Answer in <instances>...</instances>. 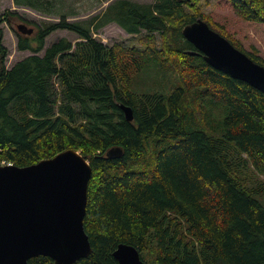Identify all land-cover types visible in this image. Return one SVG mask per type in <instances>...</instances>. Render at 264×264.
Listing matches in <instances>:
<instances>
[{"label": "trees", "instance_id": "obj_1", "mask_svg": "<svg viewBox=\"0 0 264 264\" xmlns=\"http://www.w3.org/2000/svg\"><path fill=\"white\" fill-rule=\"evenodd\" d=\"M13 1L61 19L39 29L36 48L18 34V49L33 54L8 69L2 26L16 15L0 16V164L25 168L70 150L90 163L92 254L76 264H118L120 245L146 264H264V93L212 68L183 30L202 19L264 66L260 51L205 20L198 0H114L84 22L68 21L70 0ZM226 1L242 22L264 25V0ZM112 24L143 49L94 38ZM61 30L78 42L45 49ZM115 148L124 155L111 159Z\"/></svg>", "mask_w": 264, "mask_h": 264}, {"label": "water", "instance_id": "obj_2", "mask_svg": "<svg viewBox=\"0 0 264 264\" xmlns=\"http://www.w3.org/2000/svg\"><path fill=\"white\" fill-rule=\"evenodd\" d=\"M18 29L23 35L34 33L24 25ZM183 36L212 68L264 93V66L204 20L185 27ZM122 109L132 122V109ZM123 155L120 148L108 152L111 159ZM92 174L90 163L74 150L30 167H0V264H29L40 256L52 264L88 258L92 247L84 220ZM113 256L118 264H146L132 246L120 245Z\"/></svg>", "mask_w": 264, "mask_h": 264}, {"label": "rangeland", "instance_id": "obj_3", "mask_svg": "<svg viewBox=\"0 0 264 264\" xmlns=\"http://www.w3.org/2000/svg\"><path fill=\"white\" fill-rule=\"evenodd\" d=\"M112 1L114 0L94 8V2L92 0H70V9H78L76 15L70 14V9L66 10V2H64L65 12L69 13L68 21H90L93 18L102 15ZM129 1L146 5H152L156 2V0ZM198 8L206 17L205 20L211 22L219 31L233 39L236 44H242L247 52L251 51V46H255L260 51V56L264 59V25L252 26L248 23L242 22L226 0H198ZM7 13H14L17 16H11L9 22L4 23L2 26L4 32V46L8 49L6 66L8 69H11L18 62L33 54L30 51H20L18 49V34H21L18 27L24 25L28 30H34V33L31 36H25L30 37V41H33L35 44L36 42L34 39L36 38L39 29L42 28L44 24L58 23L61 18L56 16H43L33 10L17 7L13 0H0V16H4ZM94 38L108 47L122 45L125 48L143 49V46L140 44V36H131L116 24L109 25L95 33ZM62 39H67L74 45L79 40L78 36L74 33L66 30L56 31L46 39L45 49L58 43ZM157 39L158 45L160 46L159 36ZM33 46L36 48L37 44ZM41 55H43V53ZM134 90H136V87H134ZM259 200L264 204V198L259 197ZM149 264H152L151 260L149 261Z\"/></svg>", "mask_w": 264, "mask_h": 264}, {"label": "built area", "instance_id": "obj_4", "mask_svg": "<svg viewBox=\"0 0 264 264\" xmlns=\"http://www.w3.org/2000/svg\"><path fill=\"white\" fill-rule=\"evenodd\" d=\"M7 165H12L11 163L3 162L0 164V166H7Z\"/></svg>", "mask_w": 264, "mask_h": 264}]
</instances>
